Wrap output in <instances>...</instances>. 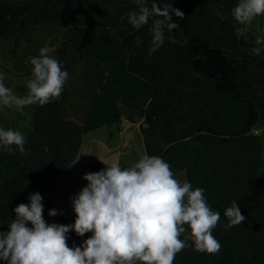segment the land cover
<instances>
[{
  "label": "trees",
  "instance_id": "trees-1",
  "mask_svg": "<svg viewBox=\"0 0 264 264\" xmlns=\"http://www.w3.org/2000/svg\"><path fill=\"white\" fill-rule=\"evenodd\" d=\"M155 2L172 4L184 19L171 14L180 27L165 29L163 45L150 53L152 20L138 30L121 21L139 10L134 0H0V46L37 55L54 48L50 55L69 74L58 99L33 109L25 152L0 145V232L37 192L74 224L71 198L88 182L69 169L86 134L142 122L147 155L175 164L174 178L204 189L221 214L212 230L219 252L186 247L174 264H264V46L237 34L232 9L239 0ZM106 165L94 160L89 173ZM234 201L247 219L226 228L224 210ZM91 235L71 231L67 243L79 246Z\"/></svg>",
  "mask_w": 264,
  "mask_h": 264
},
{
  "label": "clouds",
  "instance_id": "clouds-1",
  "mask_svg": "<svg viewBox=\"0 0 264 264\" xmlns=\"http://www.w3.org/2000/svg\"><path fill=\"white\" fill-rule=\"evenodd\" d=\"M134 3L139 10L125 13L121 21L126 17L138 30L151 19L150 53H154L164 43L165 29L180 27L171 14L182 20L184 13L172 4L160 7L155 0L151 7L147 0ZM232 15L238 24L247 27L255 17L264 15V0H239ZM243 31L237 29V34ZM141 42L137 39V46ZM255 43L264 46V39L257 37ZM261 50L255 47L251 52L259 56ZM54 51L45 46L31 58L33 67L25 96L13 94L0 75V106L22 110L35 104L44 106L60 97L69 74L50 55ZM24 144L25 137L19 131L0 128V145H16L24 153ZM83 179L87 185L71 198L74 224H48L43 215V197L38 192L29 194L30 203L16 206L15 219L0 232V259L7 264H174L176 254L186 247L194 246L200 253L219 252L221 245L212 230L220 220V212L210 209L204 189L193 190L191 183L175 179L162 158L145 154L130 167L122 169L113 163L99 172L84 174ZM48 214L55 217L59 212L51 209ZM224 215L229 220L226 228L247 219L235 201ZM189 229L186 239H180ZM73 230L80 237L92 235L81 245L69 247L68 233Z\"/></svg>",
  "mask_w": 264,
  "mask_h": 264
},
{
  "label": "rangeland",
  "instance_id": "rangeland-1",
  "mask_svg": "<svg viewBox=\"0 0 264 264\" xmlns=\"http://www.w3.org/2000/svg\"><path fill=\"white\" fill-rule=\"evenodd\" d=\"M241 28L244 29L242 35L245 38L251 39L256 36L255 38L264 39V15L255 17L247 27L240 25L239 29ZM32 52L33 50L30 51L28 48L14 49L8 44L0 46V75L4 77L5 86L17 96L27 94L26 81L31 78L33 67L30 60L38 56ZM36 105L25 106L22 110L0 106V128L19 131L24 136L29 131L31 113ZM141 123L139 122L135 128L129 130L131 126L125 122L122 132L109 126H102L87 133L81 153L69 171L85 181L83 176L89 173L90 165L94 160H101L109 164L116 163L119 166L137 162L141 156L147 154L145 142L138 127ZM112 130L115 131L113 135ZM57 183L59 184L60 181ZM42 197L44 209L49 213V210L54 209V205L47 194ZM28 202L30 203L29 199ZM45 221L48 224H71L67 220H62L59 215L49 216V218H45Z\"/></svg>",
  "mask_w": 264,
  "mask_h": 264
},
{
  "label": "water",
  "instance_id": "water-1",
  "mask_svg": "<svg viewBox=\"0 0 264 264\" xmlns=\"http://www.w3.org/2000/svg\"><path fill=\"white\" fill-rule=\"evenodd\" d=\"M152 117H156L155 115H153ZM138 125V123H133L131 125V127L129 128V130H131L133 127L135 128L136 126ZM139 129L141 128V125L138 126ZM170 167H171V170L173 171L174 173V177H175V171H174V168H176V165L175 164H170Z\"/></svg>",
  "mask_w": 264,
  "mask_h": 264
},
{
  "label": "crops",
  "instance_id": "crops-1",
  "mask_svg": "<svg viewBox=\"0 0 264 264\" xmlns=\"http://www.w3.org/2000/svg\"><path fill=\"white\" fill-rule=\"evenodd\" d=\"M130 126L132 125V124H129Z\"/></svg>",
  "mask_w": 264,
  "mask_h": 264
}]
</instances>
